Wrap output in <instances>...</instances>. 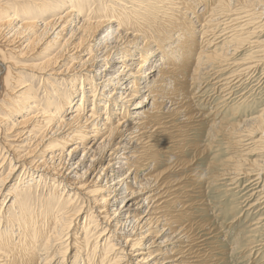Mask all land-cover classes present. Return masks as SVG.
Wrapping results in <instances>:
<instances>
[{
	"label": "bare ground",
	"instance_id": "obj_1",
	"mask_svg": "<svg viewBox=\"0 0 264 264\" xmlns=\"http://www.w3.org/2000/svg\"><path fill=\"white\" fill-rule=\"evenodd\" d=\"M46 1L0 6V264H198L196 256L189 260L195 245L169 247L199 225L177 231L164 215L184 181L168 177L174 167L150 171L172 135L163 114L183 108L177 85L217 57L192 51L191 16L201 22V5ZM238 1L250 9L249 20L264 21V0ZM260 65L264 59L251 67ZM262 111L249 120L255 146L264 141Z\"/></svg>",
	"mask_w": 264,
	"mask_h": 264
},
{
	"label": "rangeland",
	"instance_id": "obj_2",
	"mask_svg": "<svg viewBox=\"0 0 264 264\" xmlns=\"http://www.w3.org/2000/svg\"><path fill=\"white\" fill-rule=\"evenodd\" d=\"M149 1L156 2L157 0ZM149 1H144V3L148 4ZM178 1L194 6L192 0ZM197 1L201 5L198 14L205 19L202 18L204 20L201 19L200 22V19L196 21L195 16H191L194 19L192 25L196 27H194L196 30L194 44L196 45L192 47V51L196 49L194 54L205 52L210 55L215 54L217 57L213 61L204 60L200 63L196 73L192 71L185 73L184 79H186L177 85L176 102L183 104V108L174 111L175 113L172 112V114H163L166 116L165 121L169 126L168 133L172 135L170 141H168L169 139H166L167 142L165 141L166 153L158 155V163L154 165V170L150 171L159 172L166 167H174L172 174L169 173L168 177L177 179L179 177L177 175H180L179 178L184 181L182 184V186L185 184L184 189H181L183 190L181 195L179 193L180 198L164 209V211L169 209L166 211L167 215L164 212L167 219H171L168 222L173 223L176 220L175 229L177 231L182 229L178 228L182 225L188 227L192 222L199 224L197 227L195 225L188 230L190 235L181 236L183 240H180V243L174 244L173 242L169 244V247L176 249L178 245L184 247L185 244L188 246L189 243H191L190 246L195 245L191 247L193 255L189 260L194 259L195 261L198 257V264H264V167L262 164L264 163V141L255 146V140L258 139L257 134L249 135L252 128V125L249 126V120L259 116L264 110V65L254 69L251 67L255 60L264 59V52L261 51L263 49L259 46V42L264 40V21L260 23V19L257 18L249 20L250 9L238 0L228 2V6L226 0H222V2L221 0ZM5 2L7 0H0V6L4 5ZM49 2L55 3L57 1H46V3ZM204 2H206V6L203 5V7L205 6L207 13L201 12ZM223 4H226V7ZM151 5L153 6V4ZM161 5L159 6L161 7ZM163 8L158 9L159 12ZM89 9L86 7L85 11L87 12ZM205 21L209 24H205ZM200 30L204 31L201 33ZM206 43L207 45H204ZM201 44L202 47H200ZM193 57L195 58V55ZM191 58L190 60H192ZM17 62L22 64L20 61L13 63ZM19 65L17 67H20ZM248 67H251L252 70L247 69ZM3 71L1 72L3 73ZM76 78L79 79V77ZM32 84L35 90L38 89L36 91L38 95H36L42 98L41 96L44 94L42 86L39 85L38 81H33ZM175 125L180 128V131L174 130ZM186 161L188 164L192 162L191 165L188 166L187 164L183 168H179L180 164H183L181 162L186 163ZM27 203L28 206H32V201ZM180 211L181 214H179ZM176 213L179 217L174 215ZM180 215H182V219ZM79 222L81 223L82 219ZM86 227L84 226V229ZM157 229L161 230V227L158 226ZM91 248L92 245H87V250ZM188 253L191 252H187V255H184L186 253L183 254L187 259L190 255ZM86 254L89 255V251ZM68 256L69 252L66 260Z\"/></svg>",
	"mask_w": 264,
	"mask_h": 264
}]
</instances>
